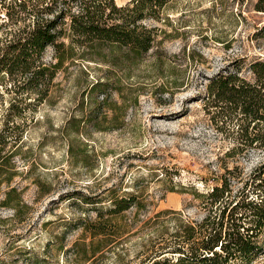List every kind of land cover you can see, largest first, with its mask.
<instances>
[{"label": "rangeland", "instance_id": "374dc122", "mask_svg": "<svg viewBox=\"0 0 264 264\" xmlns=\"http://www.w3.org/2000/svg\"><path fill=\"white\" fill-rule=\"evenodd\" d=\"M3 1L0 37L10 28L1 7L9 0ZM257 1L174 0L164 21L149 23L162 32L140 61H126L117 48L88 51L65 63L45 103L34 105L30 96L17 120L23 133L11 182L20 200L16 213L2 202L6 185L0 190V264H147L152 250L171 243L176 219L206 215L197 195L208 192L226 166L238 167L230 175L232 195L244 189L264 150L224 158L230 142L208 122L203 98L206 79L227 64L264 59V39L254 37L264 23ZM52 54L48 48L45 60ZM5 81L0 130L14 102ZM96 83L110 87L101 105L99 90L90 91ZM90 112L96 123L89 124ZM12 149L7 142L2 155ZM125 196L142 205L130 235L118 252L84 258L91 239L82 225L95 219L94 209ZM253 264H264V253Z\"/></svg>", "mask_w": 264, "mask_h": 264}, {"label": "trees", "instance_id": "16d2710c", "mask_svg": "<svg viewBox=\"0 0 264 264\" xmlns=\"http://www.w3.org/2000/svg\"><path fill=\"white\" fill-rule=\"evenodd\" d=\"M173 1L130 0L121 6L115 0L4 2L1 7L10 28L0 37V82L6 79L5 91L14 97L2 115L0 130V190L2 185L8 188L4 207L16 213L20 203L11 182L17 175L14 156L23 133V123L17 120L24 117L30 96H34V105L45 103L65 63L84 59L88 51L117 48L124 52L126 61H140L162 32L149 23L164 21L165 9ZM254 8L264 12V0H258ZM254 37L264 39V23ZM48 48L53 51L50 61L44 58ZM97 89L102 95L99 105L104 104L110 87L96 83L90 91ZM3 98L0 93V107ZM203 101L208 122L230 142L224 158L264 150V59H236L208 77ZM89 114V124L96 123L98 116ZM7 142L13 149L2 155ZM224 170L208 192L197 195L203 200L206 215L195 222L176 219L170 231L171 243L152 250L145 259L147 264H253L264 253V162L238 195H232L230 178L238 167L230 170L226 166ZM11 196H15V203H11ZM131 209L135 213L130 219L125 214ZM141 209L134 196L113 198L106 207L94 209L95 219H86L82 225L83 233L91 239L84 245L87 250H82L84 258H93L105 249L118 252ZM165 214L177 215L173 211Z\"/></svg>", "mask_w": 264, "mask_h": 264}]
</instances>
